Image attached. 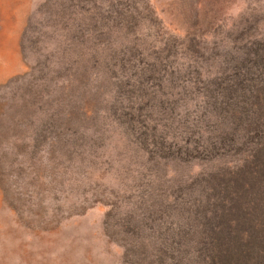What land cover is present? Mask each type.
<instances>
[{"label": "rangeland", "instance_id": "1", "mask_svg": "<svg viewBox=\"0 0 264 264\" xmlns=\"http://www.w3.org/2000/svg\"><path fill=\"white\" fill-rule=\"evenodd\" d=\"M0 264H264V0H0Z\"/></svg>", "mask_w": 264, "mask_h": 264}]
</instances>
